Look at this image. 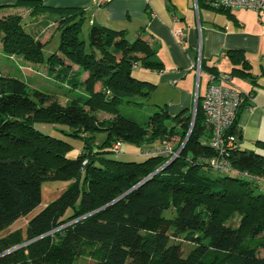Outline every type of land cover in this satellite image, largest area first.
<instances>
[{
	"label": "trees",
	"instance_id": "obj_1",
	"mask_svg": "<svg viewBox=\"0 0 264 264\" xmlns=\"http://www.w3.org/2000/svg\"><path fill=\"white\" fill-rule=\"evenodd\" d=\"M23 5L30 8L28 25L20 14L1 13ZM86 19L82 9L49 8L40 1L0 6L2 53L45 67L58 86L81 92L61 105L52 94L0 77V232L36 208L42 181H72L28 221L25 241L17 243L12 233L0 239V264H75L86 246L100 253L97 264H264L259 254L264 252V193L259 190L264 182L218 172L221 176L213 178L204 162L188 165V159L214 155L200 97L194 120L189 111L170 116L166 105H155L142 120L124 115L123 106H148L155 85L133 70L161 72L160 44L144 28L129 41L125 30L96 23L85 41ZM52 26L60 34L59 45L44 58L48 41L40 38ZM226 54L245 66L242 52ZM244 108L245 103L230 129L237 139ZM98 113L111 117L99 120ZM35 122L68 127L65 136L83 143L79 156L67 158L69 143L40 133ZM98 134L105 136L101 144ZM174 140L175 150L183 144L179 157L156 174L168 157L123 162L106 156L117 153L116 142L145 150ZM235 147L228 157L232 168L264 179V155ZM171 209L174 215L167 218ZM149 226L153 232L145 231ZM179 241L192 245L187 253Z\"/></svg>",
	"mask_w": 264,
	"mask_h": 264
},
{
	"label": "crops",
	"instance_id": "obj_2",
	"mask_svg": "<svg viewBox=\"0 0 264 264\" xmlns=\"http://www.w3.org/2000/svg\"><path fill=\"white\" fill-rule=\"evenodd\" d=\"M25 1H40L44 7L55 9H82L87 16L82 28L87 25L88 31L96 23L125 30L129 41L134 40L140 28L153 35L160 44L158 56L163 70L151 71L152 81L157 87L171 88V99L166 106L172 117L182 111H192L198 97L202 98L206 91L210 71L229 74L235 87L253 95L252 108H244L238 118L236 146L240 151L264 155V13L242 9L218 11L223 14V21L203 25L201 10L211 9L205 0L197 3L194 0H111L100 8L94 6L93 0H0V6ZM29 9L23 5L1 13ZM177 31L183 32L182 40L174 35ZM228 51L242 52L245 66L233 62L226 54ZM199 58L203 68L197 81L192 66ZM205 137L208 139L209 132L206 131ZM161 146L156 143L152 147Z\"/></svg>",
	"mask_w": 264,
	"mask_h": 264
},
{
	"label": "rangeland",
	"instance_id": "obj_3",
	"mask_svg": "<svg viewBox=\"0 0 264 264\" xmlns=\"http://www.w3.org/2000/svg\"><path fill=\"white\" fill-rule=\"evenodd\" d=\"M12 13L20 14L22 16L23 22L25 25H28L33 21L29 15V11H13ZM45 14H50L46 12ZM52 14V13H51ZM55 16V15H54ZM201 19L203 25L205 22H216L220 23L221 20L223 21L224 17L223 14L212 10L206 9L201 10ZM53 26L47 29L43 37L40 38V41L47 42L43 49V56L47 58L53 52L56 51L59 45V32L53 30ZM87 25L82 28V36L85 41H87L88 33H87ZM132 36V32L129 33ZM131 38V37H130ZM76 69V67H74ZM134 76L137 78L152 81V74L151 71L145 70L142 68H137L133 70ZM0 77L6 78L9 80L16 79L24 83L27 89L29 90H37L44 93L52 94L56 98V101L59 102L61 105H65L70 102L72 94H79L81 92H68L66 88L58 86L57 82L53 80L51 76H49L46 72V68L42 66H34L27 62H25L21 56H14V55H5L1 51V44H0ZM171 89V88H170ZM168 88H160L155 85L153 90L150 93V98L148 101V106L142 110H137L133 107L123 106L121 108V112L124 115H134L138 120H142L144 117L148 116L149 114L153 113V110L157 106H164L167 105L169 100L171 99V90ZM197 103L192 108L191 115L192 119L194 120L195 115L197 113ZM194 111V114H193ZM111 116L106 113H98L99 120L108 119ZM34 129L39 131L42 134L49 135L55 138H60L66 140L70 148L66 153L67 158H76L79 156L80 152L82 151L83 143L80 139H76L73 137L65 136L66 133H70L71 130L66 127L65 125L61 124H54V123H44V122H35L33 123ZM104 134L96 135V140L99 144L102 143L104 140ZM175 144L177 141H171ZM143 147H136L129 143H123L121 150L117 153L108 154L106 155L109 159L123 161V162H131V161H141L144 157L141 155L143 151ZM146 150V149H145ZM105 156V157H106ZM208 175L210 177H220L221 175L215 171H209ZM72 183L71 180H45L41 182V192H40V201L36 208L30 212L26 217L19 218L14 223H12L9 227L5 228L3 231L0 232V239L8 236L9 234H14L17 243H21L25 241V230L26 225L29 220L35 217L39 212H41L49 203L54 201L58 198L63 192L67 190V188ZM259 190L264 193V185H259ZM69 213V212H68ZM174 215V211L171 209L165 213L167 218ZM146 232H153V226H149L145 228ZM178 241H175L177 243ZM185 251L192 247L190 243L179 241ZM23 247V246H22ZM261 257H264V252H259ZM100 260V253H96L95 249L92 247L86 246L84 247L75 264H97Z\"/></svg>",
	"mask_w": 264,
	"mask_h": 264
},
{
	"label": "built area",
	"instance_id": "obj_4",
	"mask_svg": "<svg viewBox=\"0 0 264 264\" xmlns=\"http://www.w3.org/2000/svg\"><path fill=\"white\" fill-rule=\"evenodd\" d=\"M110 1L111 0H93V4L100 8L107 5ZM197 1L198 0H194V3H197ZM205 3L213 10L242 9L256 13H264V0H205ZM174 35L179 40L184 38L182 31L174 32ZM192 68L196 71L197 81H199L201 72L200 58L197 59V62ZM207 79L208 84L203 97L200 99V107L204 116L205 125L210 131L208 145L214 155L210 158L200 157L198 161L195 159H188V165L192 167L200 165L201 163L203 164L204 162L208 168L220 174H236L239 177L255 181L256 183L264 182L263 178L253 177L246 172L235 171L228 158L230 153L235 150L237 144V137L230 134V129L235 123L236 114L242 104H247L248 109L252 108L253 95L245 93L235 87L232 84L231 76L227 73H208ZM182 147L183 144L179 149L175 150L172 142H165L160 148L142 151L141 155L143 157L165 156L169 158L170 162L179 157V152ZM112 149L115 152H119L121 143H114ZM28 243L23 245L25 246ZM19 247L20 246L15 247L2 255L11 253L19 249Z\"/></svg>",
	"mask_w": 264,
	"mask_h": 264
},
{
	"label": "water",
	"instance_id": "obj_5",
	"mask_svg": "<svg viewBox=\"0 0 264 264\" xmlns=\"http://www.w3.org/2000/svg\"><path fill=\"white\" fill-rule=\"evenodd\" d=\"M171 162H172V161H170V162H168L167 164H165L162 168H160L159 170H157V171L155 172V174L158 173V172H160V171H162V170H164V169L166 168V166H168ZM22 246H24V245H20V247H22ZM20 247H19V248H20Z\"/></svg>",
	"mask_w": 264,
	"mask_h": 264
}]
</instances>
